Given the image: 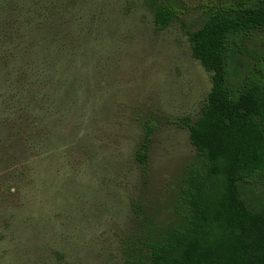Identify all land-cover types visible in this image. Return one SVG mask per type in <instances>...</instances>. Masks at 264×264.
I'll return each instance as SVG.
<instances>
[{"label":"rangeland","instance_id":"obj_1","mask_svg":"<svg viewBox=\"0 0 264 264\" xmlns=\"http://www.w3.org/2000/svg\"><path fill=\"white\" fill-rule=\"evenodd\" d=\"M155 1L0 0V264H126L135 204L151 225L177 220L198 162L179 124L212 88L189 34L220 0H176L163 31ZM263 50L264 32L246 41L243 74Z\"/></svg>","mask_w":264,"mask_h":264},{"label":"trees","instance_id":"obj_2","mask_svg":"<svg viewBox=\"0 0 264 264\" xmlns=\"http://www.w3.org/2000/svg\"><path fill=\"white\" fill-rule=\"evenodd\" d=\"M151 9L160 31L184 14L176 0ZM260 32L264 0H220L189 34L193 57L212 78L201 116L179 124L190 130L198 162L183 180L176 221L151 225L134 205L139 231L124 241L126 264H264V202L254 194L264 190V50L247 74L238 63ZM143 127L136 160L147 176L154 127Z\"/></svg>","mask_w":264,"mask_h":264}]
</instances>
